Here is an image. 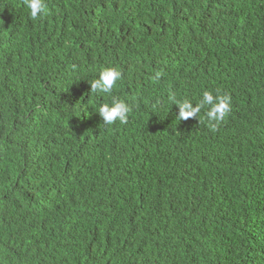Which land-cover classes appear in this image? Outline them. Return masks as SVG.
<instances>
[{
    "label": "trees",
    "instance_id": "16d2710c",
    "mask_svg": "<svg viewBox=\"0 0 264 264\" xmlns=\"http://www.w3.org/2000/svg\"><path fill=\"white\" fill-rule=\"evenodd\" d=\"M44 2L0 0V264H264V0Z\"/></svg>",
    "mask_w": 264,
    "mask_h": 264
},
{
    "label": "clouds",
    "instance_id": "9594fccd",
    "mask_svg": "<svg viewBox=\"0 0 264 264\" xmlns=\"http://www.w3.org/2000/svg\"><path fill=\"white\" fill-rule=\"evenodd\" d=\"M25 7L29 10L30 16L36 19L40 14L46 11L44 0H24ZM122 72L117 68H105L99 73V77L91 81L93 92L99 90L104 94H111L114 87L122 80ZM170 101L179 106L180 112L178 119L181 121L188 120L191 117H199L202 110L207 109L205 116L209 121L219 123L230 112L231 97L228 95H213L210 91L203 93L202 99L193 105L191 101H179L175 96L169 97ZM130 107L122 100L113 98L112 103H104L99 107V115L103 120L112 124L115 121L126 123ZM215 127V125H212Z\"/></svg>",
    "mask_w": 264,
    "mask_h": 264
}]
</instances>
